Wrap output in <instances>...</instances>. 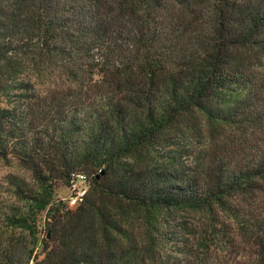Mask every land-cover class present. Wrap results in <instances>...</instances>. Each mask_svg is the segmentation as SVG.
I'll use <instances>...</instances> for the list:
<instances>
[{
	"label": "trees",
	"instance_id": "16d2710c",
	"mask_svg": "<svg viewBox=\"0 0 264 264\" xmlns=\"http://www.w3.org/2000/svg\"><path fill=\"white\" fill-rule=\"evenodd\" d=\"M0 103L26 264H264V0H0Z\"/></svg>",
	"mask_w": 264,
	"mask_h": 264
},
{
	"label": "rangeland",
	"instance_id": "374dc122",
	"mask_svg": "<svg viewBox=\"0 0 264 264\" xmlns=\"http://www.w3.org/2000/svg\"><path fill=\"white\" fill-rule=\"evenodd\" d=\"M0 106H3V104L0 103ZM9 176H17L27 181H31V177L16 161L12 160L9 163L0 162V237L3 241L2 247L5 243H8L11 251L15 255L17 263L26 264L29 251L32 248L28 231L8 227L6 223V217L11 213V208L20 205L12 192V187L8 183ZM66 193L67 190L64 186H60L56 190L57 198L65 196ZM47 232L48 228L45 218L41 215L36 224V236L39 240L43 239ZM40 246L41 244L34 250V255L39 253ZM28 264H33V261L30 260Z\"/></svg>",
	"mask_w": 264,
	"mask_h": 264
},
{
	"label": "built area",
	"instance_id": "2783aa9c",
	"mask_svg": "<svg viewBox=\"0 0 264 264\" xmlns=\"http://www.w3.org/2000/svg\"><path fill=\"white\" fill-rule=\"evenodd\" d=\"M67 193L60 197L59 200L67 205L69 209H74L84 202L89 191L90 184L87 176L77 175L69 186L65 187Z\"/></svg>",
	"mask_w": 264,
	"mask_h": 264
},
{
	"label": "water",
	"instance_id": "95a60500",
	"mask_svg": "<svg viewBox=\"0 0 264 264\" xmlns=\"http://www.w3.org/2000/svg\"><path fill=\"white\" fill-rule=\"evenodd\" d=\"M49 237V236H48Z\"/></svg>",
	"mask_w": 264,
	"mask_h": 264
}]
</instances>
